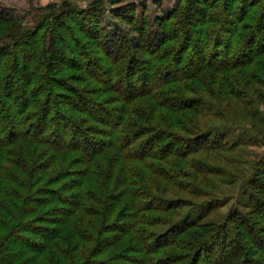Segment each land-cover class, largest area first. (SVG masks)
Returning a JSON list of instances; mask_svg holds the SVG:
<instances>
[{"label":"trees","instance_id":"trees-1","mask_svg":"<svg viewBox=\"0 0 264 264\" xmlns=\"http://www.w3.org/2000/svg\"><path fill=\"white\" fill-rule=\"evenodd\" d=\"M246 1L0 8V264H264V154L228 174L194 158L258 140L205 98L264 85Z\"/></svg>","mask_w":264,"mask_h":264},{"label":"rangeland","instance_id":"rangeland-1","mask_svg":"<svg viewBox=\"0 0 264 264\" xmlns=\"http://www.w3.org/2000/svg\"><path fill=\"white\" fill-rule=\"evenodd\" d=\"M94 1L95 0H0V8L2 10H5L8 14L24 21V23H29L30 21L28 20V16H33L35 14L39 16L41 14L40 10L46 8L48 5L55 4L61 6L63 3H66L77 9H85ZM176 1L177 0H127V2L134 3L135 9L137 10L134 11L135 13H138L141 8H146L149 16L160 20L163 17H166ZM246 3L248 5L249 0H247ZM110 9L111 7L107 8L106 11L104 13L102 12V14L99 16V19L101 18L100 20L102 21V24L105 23V26L107 22L112 23V21L108 19L109 17H112L109 13ZM136 18L137 17H135V19ZM112 27L113 26H110V28ZM226 34L228 33L226 32ZM262 37L263 36L260 34L259 38ZM172 67L175 68V65ZM261 78L264 79V76L261 75ZM196 81L197 80H194V82ZM257 84L252 82L245 90L238 86L228 89L227 91L224 90V92L221 94L222 96L220 95L221 91L218 93V91L215 90H219V88L217 87L218 85L216 86L215 84L213 86V91L215 93L213 91H211L210 93L213 98H210V96L205 94V98L219 107L220 112L218 113V115L222 116V119L223 117L229 119V121L233 122L234 126L237 127L235 136L239 134H241V136L243 137H246V135H252L255 136L256 139H258L257 142L239 147V150H236L233 153L224 152L221 154H199L194 158L201 159L203 158V156L209 157V163L212 166L219 167L222 170H225L228 174L229 172L235 171V169H239V163L243 164V171L249 170V165L252 163V161H255V159L253 160V158L260 157L264 154V85ZM215 97H218L219 100L223 99V104H220L216 99L213 100ZM188 116L194 123H197V125L202 128L209 124H205L206 121L204 119L199 118L193 114L188 113ZM187 125L190 126L191 124ZM180 165L181 167L185 168L182 163H180ZM185 165L187 166V164ZM210 177L218 182L217 178L219 177ZM201 180V176H199L198 183ZM238 185L239 184H236L234 186H226L222 187L221 189L222 192L232 195L236 194ZM217 186H219V182ZM205 188H207L208 190L210 189L213 192H216L218 190L213 187L212 183L208 184ZM227 208L228 206L224 207L223 212H225ZM163 229L164 228H162V230Z\"/></svg>","mask_w":264,"mask_h":264}]
</instances>
